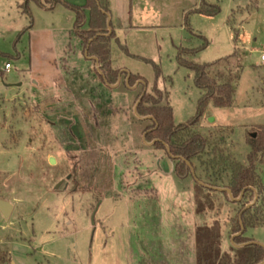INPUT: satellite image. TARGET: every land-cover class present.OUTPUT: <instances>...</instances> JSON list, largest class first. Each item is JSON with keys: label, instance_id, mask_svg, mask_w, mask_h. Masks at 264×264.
<instances>
[{"label": "rangeland", "instance_id": "1", "mask_svg": "<svg viewBox=\"0 0 264 264\" xmlns=\"http://www.w3.org/2000/svg\"><path fill=\"white\" fill-rule=\"evenodd\" d=\"M136 1L112 0L115 24L123 25L116 30L119 42L111 44L121 82L107 91L108 105L97 119L106 135L101 158L84 151L89 142L65 139L64 129L50 125L27 98L39 74L51 71L54 59L59 63L65 57L68 65L76 55L77 61L69 63L76 75L88 71L90 61L77 59L81 49L75 13L63 2L50 9L51 0H42L46 6L29 0L27 14L22 6L26 0H0V199L14 206L8 217L0 211L3 264H155L158 245H169L172 232L187 236L195 225L212 222L214 210L201 217L192 211L194 178L177 176L168 153L146 141L144 127L150 121L141 120L135 104L143 86L137 82L133 89L126 82L133 73L145 79L146 91L155 83L167 89L175 123L190 121L200 90L193 72L177 61L181 47L200 49L206 39L207 47L192 57L199 63L236 52L232 64H242L243 70L233 106L210 104L205 113L209 118L196 128L224 138L226 150L247 163L252 140L264 128V0H206L220 5L216 16L194 11L201 0H148L154 2L153 11L145 16ZM136 25L140 28L132 27ZM7 62L13 66L8 72ZM108 106L119 111L111 113ZM214 118L220 125L215 126ZM71 130L74 138L72 125ZM258 172L264 182V154ZM90 176L99 184V197L91 190ZM129 187L148 193L153 188L157 197H126ZM217 202L224 205V220L234 218L240 208L223 195ZM224 235L223 247L228 248L232 242L226 228ZM246 235L264 244V225L248 227Z\"/></svg>", "mask_w": 264, "mask_h": 264}, {"label": "trees", "instance_id": "2", "mask_svg": "<svg viewBox=\"0 0 264 264\" xmlns=\"http://www.w3.org/2000/svg\"><path fill=\"white\" fill-rule=\"evenodd\" d=\"M28 2L29 0H26L22 5L27 14ZM37 2L46 6L42 0ZM58 2L63 1L51 0L49 8L52 9ZM63 3L75 13L74 32L82 40L87 57H96L98 60H93L98 78L108 86L117 84L121 71L113 66L111 44L113 40L119 42V39L109 20L111 10L108 0H87L84 5ZM86 11L89 12V23L88 28L84 29ZM194 11L216 16L221 7L217 3L201 0L200 6ZM29 16L31 18V15ZM31 27L32 25L29 26ZM235 39H238L237 34ZM207 45L208 42L204 39L200 49H178V63L193 72L194 84L200 90L196 114L188 122L175 123L167 89H162L155 83L150 91H146L145 79L133 73L126 75L127 83L129 86H135L140 82L143 86V90L137 95L136 112L143 119L150 121L144 130L146 141L168 153L174 162V171L180 178H194L195 213L204 216L208 211L216 212V217L211 223L195 227L196 264H261L264 262V247L254 238H249L246 231L248 227L264 225V182L258 172V161L264 154V128L252 140L247 163L226 150L224 138L206 135L197 130L196 126L210 104L218 108L233 106L235 85L241 79L243 70L242 64H232L236 52L209 63L194 61L192 57ZM121 46L128 52L125 46ZM155 67L157 77H160L161 70L157 65ZM187 161L192 166H189ZM218 188L231 189L234 200L226 191H220ZM220 195L240 205L234 218L222 219L224 205L217 202ZM256 195L257 201L248 208ZM240 197L241 199L237 200ZM241 222L245 227L244 232L236 235L242 229ZM225 228L228 229L230 237L235 235V245L231 244L227 249H223ZM5 259L6 256L0 254L1 264Z\"/></svg>", "mask_w": 264, "mask_h": 264}, {"label": "crops", "instance_id": "3", "mask_svg": "<svg viewBox=\"0 0 264 264\" xmlns=\"http://www.w3.org/2000/svg\"><path fill=\"white\" fill-rule=\"evenodd\" d=\"M147 1L148 0L136 1L138 2V6L141 8V12L144 13L145 16L151 11H153V8L151 9V6L154 2L153 1L147 2ZM108 4L111 10L110 21L112 22L114 31L116 33V30L123 25L121 22H116L115 24V19L113 17L112 0H108ZM87 13L89 12L86 11V14ZM84 26L87 27L88 25H86L85 23ZM132 27L140 28L138 25ZM78 43L81 52H79L80 55L77 56V59L79 61H84L82 59L85 58L86 60L90 61V65L86 66L88 70L86 71V74L85 75L81 74L77 76L74 70L75 67L69 65V63L71 62L77 61L75 60L76 55L73 57L74 58L73 60L67 61L68 65H66L63 62L65 57L64 58L62 57L59 60V63H57V59H54L53 60L54 66H51V71L48 72L49 75H47L48 73L39 74L38 76L39 80L35 81V86L32 89L33 94L31 96H27V98H29L30 101L33 102L35 106H37L40 109L41 113L43 114V117L45 118V120H47V122L50 125L57 127L58 131H61L60 130L61 127L64 129L63 133L65 139L75 140L78 138L81 144L84 142H89L90 145L86 147L84 151L85 152L91 151L92 152L91 155L95 157L105 158L104 155L105 138H106L105 130L101 131L99 129L100 124L98 123L97 119L100 118L102 111L105 112L106 109L104 110V107L108 105L106 104L107 102L105 100V95L107 94V91L109 89L118 88L120 86L121 81L119 80L117 84L109 85V86L103 83L96 74L93 59H91L90 57L88 58L86 53L84 52L82 40L79 37H78ZM69 59H71V57H69ZM124 70L128 71L125 68ZM139 85L134 86L133 89H136ZM108 107L109 109L107 111L111 113H115L119 111L118 107H114V106H108ZM208 118H209V114H205L200 122H204L205 119ZM141 120L148 121L143 118ZM213 120H215V126L220 125V123H218L215 118ZM71 125L75 131L74 138L72 137ZM79 171L81 174H83L81 172V168ZM90 177H93V180L91 181L92 182L91 190L95 191V194L99 197L100 194H102L100 192L99 184L97 182L93 183L94 176H90ZM261 177H262V173H261ZM134 189L136 191H134L133 193H129ZM145 191L146 190L140 192V190L135 187H129L128 190L125 192V195L126 197L129 198L136 196L145 197V198L157 197V192L154 191L153 188L149 189V193ZM132 194H136V195L132 196ZM119 195L121 196V194H118V196ZM191 199L194 201V190H192ZM192 211L196 217L197 216L201 217L195 213V203H194V208H192ZM172 221L173 220H171V222ZM197 225H195L193 229H191V231L187 236H185L183 233H178L177 230H175V233H173L172 230L171 232L172 235H174V240L172 239L173 241L171 240L169 245L166 243L158 245V248L156 250V253L158 255H156L157 258L155 259L156 260L155 264H196V248H195L194 235H195V227ZM161 245L163 246V248ZM223 249H227V248L223 247ZM166 252L167 254L165 255L164 253Z\"/></svg>", "mask_w": 264, "mask_h": 264}, {"label": "water", "instance_id": "4", "mask_svg": "<svg viewBox=\"0 0 264 264\" xmlns=\"http://www.w3.org/2000/svg\"><path fill=\"white\" fill-rule=\"evenodd\" d=\"M109 20H110V19H109ZM86 55H87V53H86ZM90 58L93 59V60L98 61L96 57H90ZM137 105H138V103L136 104V108H137ZM212 120H213V119H212ZM253 136L255 137L256 134L254 133ZM50 163H51V164H55V159H54L53 157L50 158ZM187 164H188L189 166H192L191 163H190L189 161H187ZM59 186H60V184L58 185V187H59ZM218 189H219L220 191H222V190H223V191H226V192L229 194V196L231 197V199L234 200V198L232 197V191H231V189H229V188H218ZM240 199H241V197L238 198L237 200H240ZM257 199H258V195H256L254 202H253L252 204H249L247 207H248V208L251 207V206L257 201ZM12 210H13V205H12L9 201H6V200H2V199H0V211L3 213V215H4L5 217H8V216L11 214ZM241 226H242L241 231H240L239 233H237L236 235L242 234V233L244 232L245 227H244V225H243L242 222H241ZM234 236H235V235H234ZM234 236H232V238H231V242H232V244H234ZM256 242H257V241H256ZM257 243H259V242H257ZM259 244H261V245L264 247V244H262V243H259ZM234 245H235V244H234ZM261 264H264V262H262Z\"/></svg>", "mask_w": 264, "mask_h": 264}, {"label": "built area", "instance_id": "5", "mask_svg": "<svg viewBox=\"0 0 264 264\" xmlns=\"http://www.w3.org/2000/svg\"><path fill=\"white\" fill-rule=\"evenodd\" d=\"M261 61L264 62V48L261 50ZM12 68V64L10 62H7L5 64V70L9 71Z\"/></svg>", "mask_w": 264, "mask_h": 264}]
</instances>
